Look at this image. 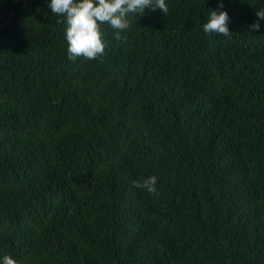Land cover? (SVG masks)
Masks as SVG:
<instances>
[{
  "label": "trees",
  "instance_id": "trees-1",
  "mask_svg": "<svg viewBox=\"0 0 264 264\" xmlns=\"http://www.w3.org/2000/svg\"><path fill=\"white\" fill-rule=\"evenodd\" d=\"M168 4L72 60L46 0H0V256L264 264V0H225L229 36Z\"/></svg>",
  "mask_w": 264,
  "mask_h": 264
},
{
  "label": "clouds",
  "instance_id": "clouds-1",
  "mask_svg": "<svg viewBox=\"0 0 264 264\" xmlns=\"http://www.w3.org/2000/svg\"><path fill=\"white\" fill-rule=\"evenodd\" d=\"M217 7L209 9L207 20L202 27L206 32L231 35L230 16L225 0H216ZM48 8L55 14L57 22L64 26V38L67 43V55L75 60L78 56L95 59L104 53L106 42L102 25L107 23L115 29L114 35L120 38L123 30L130 27L131 16L144 14L146 9L169 11L168 0H46ZM257 17L250 25L252 30L264 27V8L255 11ZM158 177L148 175L143 180H134L133 184L149 193H156ZM0 264H19L11 254L0 256Z\"/></svg>",
  "mask_w": 264,
  "mask_h": 264
}]
</instances>
